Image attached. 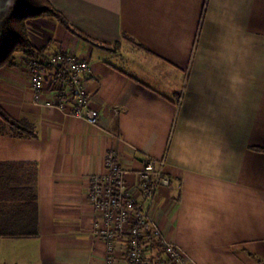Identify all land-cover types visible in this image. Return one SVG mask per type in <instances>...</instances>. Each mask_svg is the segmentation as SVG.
Here are the masks:
<instances>
[{"label":"crops","instance_id":"0c3cea01","mask_svg":"<svg viewBox=\"0 0 264 264\" xmlns=\"http://www.w3.org/2000/svg\"><path fill=\"white\" fill-rule=\"evenodd\" d=\"M48 1L104 42L50 15L25 20L33 47L88 58L97 127L30 87L22 49L1 64L0 107L32 135L0 119V171L37 209L34 235L0 237V264H104L87 189L108 149L131 188L146 158L164 161L160 239L198 264H264V0Z\"/></svg>","mask_w":264,"mask_h":264},{"label":"built area","instance_id":"2783aa9c","mask_svg":"<svg viewBox=\"0 0 264 264\" xmlns=\"http://www.w3.org/2000/svg\"><path fill=\"white\" fill-rule=\"evenodd\" d=\"M26 59L30 87L40 94L52 92L60 95L57 101H48V105L97 127L96 112L87 106L89 99L84 76L89 62L86 56L56 51ZM48 65L55 69L54 78L45 80L51 70ZM56 69L63 71L59 81L55 75ZM65 83L69 85L68 91L64 90ZM103 164V172L88 177L87 201L95 214L93 233L106 243L104 264H114L118 254L126 258L127 264L144 261L148 257L145 253L149 248L148 227L156 244L163 249V258L154 259V264H198L178 246L160 239L155 227L152 211L157 192L171 183V177L163 171L164 161L146 158L137 173L134 188L128 185L126 170L113 149L106 150Z\"/></svg>","mask_w":264,"mask_h":264},{"label":"trees","instance_id":"16d2710c","mask_svg":"<svg viewBox=\"0 0 264 264\" xmlns=\"http://www.w3.org/2000/svg\"><path fill=\"white\" fill-rule=\"evenodd\" d=\"M24 6L29 7L27 18L52 15L70 33L81 40L104 43L81 31L48 0H0V66L3 62L11 59L14 52L19 49L25 52L26 58L44 54V47L35 48L32 46L26 32V19L22 18L18 24L13 20ZM123 37L142 47L128 34L123 33ZM47 67L50 68L49 65ZM55 73L63 75V71L60 69H56ZM0 119L13 130L15 135H32V131L23 127L20 120L11 118L1 107ZM262 152L264 153V150ZM4 175L3 171H0V237L34 235L36 233L34 232L37 209L36 194L30 191H21V187L12 190ZM146 234L149 238V248L145 251L148 257L144 261H140L139 264H154V259L162 255L163 249L156 244L155 238L150 234L149 227Z\"/></svg>","mask_w":264,"mask_h":264},{"label":"rangeland","instance_id":"374dc122","mask_svg":"<svg viewBox=\"0 0 264 264\" xmlns=\"http://www.w3.org/2000/svg\"><path fill=\"white\" fill-rule=\"evenodd\" d=\"M29 12V7L28 6H24L23 8H22V10L21 11H19L15 16H14V18H13V20H14V22L16 23V24H18V23H20V21L22 20V18L24 19H28L27 18V16H26V14ZM42 16H45V15H40V16H37V17H42ZM50 16H52V15H50ZM19 26V25H18ZM163 258V253H162V255L161 256H159L157 259L158 260H160V259H162Z\"/></svg>","mask_w":264,"mask_h":264}]
</instances>
